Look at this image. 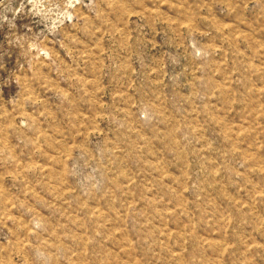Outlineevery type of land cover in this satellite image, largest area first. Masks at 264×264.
Here are the masks:
<instances>
[{
	"label": "rangeland",
	"instance_id": "obj_1",
	"mask_svg": "<svg viewBox=\"0 0 264 264\" xmlns=\"http://www.w3.org/2000/svg\"><path fill=\"white\" fill-rule=\"evenodd\" d=\"M0 264H264V0H0Z\"/></svg>",
	"mask_w": 264,
	"mask_h": 264
}]
</instances>
